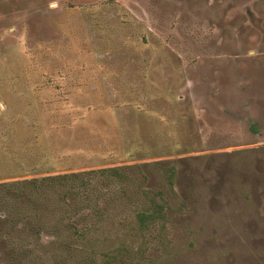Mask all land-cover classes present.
<instances>
[{
    "label": "rangeland",
    "instance_id": "rangeland-1",
    "mask_svg": "<svg viewBox=\"0 0 264 264\" xmlns=\"http://www.w3.org/2000/svg\"><path fill=\"white\" fill-rule=\"evenodd\" d=\"M0 264H264V0H0Z\"/></svg>",
    "mask_w": 264,
    "mask_h": 264
},
{
    "label": "trees",
    "instance_id": "trees-1",
    "mask_svg": "<svg viewBox=\"0 0 264 264\" xmlns=\"http://www.w3.org/2000/svg\"><path fill=\"white\" fill-rule=\"evenodd\" d=\"M170 175L173 176L174 167H170ZM93 175H99L97 179L107 180V178H115L118 181L127 180V174L122 167H109L88 172L61 174L56 176L44 177L42 180L50 181L51 186H65L68 191L77 199L81 194L84 198H89L88 187H95L97 184L94 182ZM26 182L27 181H22ZM32 183L36 180H31ZM29 183V182H28ZM81 189L82 193H81ZM149 206L136 215L138 228L140 230L149 229L151 225L158 224L160 221L165 220L166 200L163 198L162 193H156L153 197H149Z\"/></svg>",
    "mask_w": 264,
    "mask_h": 264
}]
</instances>
